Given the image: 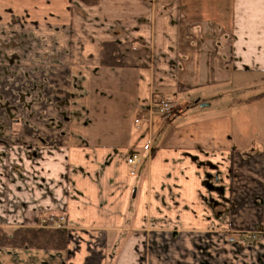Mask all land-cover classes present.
Listing matches in <instances>:
<instances>
[{
    "label": "crops",
    "instance_id": "obj_1",
    "mask_svg": "<svg viewBox=\"0 0 264 264\" xmlns=\"http://www.w3.org/2000/svg\"><path fill=\"white\" fill-rule=\"evenodd\" d=\"M104 42L123 68L99 65ZM257 82L264 0H0V228H67L65 250L0 248V264H264V135L240 150L231 128L264 106L231 94ZM108 98L130 121L109 143Z\"/></svg>",
    "mask_w": 264,
    "mask_h": 264
},
{
    "label": "rangeland",
    "instance_id": "obj_2",
    "mask_svg": "<svg viewBox=\"0 0 264 264\" xmlns=\"http://www.w3.org/2000/svg\"><path fill=\"white\" fill-rule=\"evenodd\" d=\"M262 92H264V86H263V84H259L257 82V83H252L247 88H243V89L235 88L231 94H233V99L236 101V100H247L248 97L250 98L251 96L259 95ZM114 93L118 96L117 92H114ZM206 94H208V93H203L202 95H198L196 98H200L202 101L210 100L211 97L209 95H206ZM113 96H114V94H113ZM109 101H110L109 98L106 99L105 102L100 101L97 111H98V115L101 117L102 121L99 124L100 127L98 126V124H96L98 128H95V129L102 128V129H100V131L102 133H104L106 142L113 139L115 133L117 132V131H112L111 129H113V130L114 129H120L121 127H127L128 128L129 123H130L129 119L128 120L125 119L126 121L124 119H120L118 117L116 119L115 115L113 114L116 112L109 111V109H111L110 106H116V105H114L112 102H109ZM173 105L174 106L172 108V111L166 119L172 118L174 115L178 114V112L180 111L178 105H176L174 103H173ZM234 107H235V109H234V114H235V112L237 111L236 108H238V107H237V105H234ZM243 107L245 109L246 114H245V117L243 118L242 122L244 123V125L246 127H244L243 129H240V124L236 120L235 116H234L235 118L233 119V123H232V127H231L232 128V134H233V140L235 143V148H240V150H246L247 148L256 149L259 147V144L257 143L258 136L261 133L264 135V116L262 118L260 117V119L258 118L260 112H261V114L264 113V108H263L264 106H263V103H260V104L255 103L253 105H245L244 104ZM116 109H118V107L117 108L115 107L113 110H116ZM120 109H122V108L120 107ZM110 114H112V115H110ZM120 114H123V111ZM128 121H129V123H128ZM125 124H127V125L125 126ZM107 143H109V142H107ZM127 173H129V171ZM50 217H52V216H49L47 219L43 220L40 223V226L43 225V222L48 221V219ZM5 231L10 232L11 230H5ZM240 234L241 233H233L232 235H234V237L230 235L228 240L230 242H239L241 244L251 245V246H254L255 243L258 241V238H257L255 240V242H242V240L240 239ZM2 249H9V248H2Z\"/></svg>",
    "mask_w": 264,
    "mask_h": 264
},
{
    "label": "trees",
    "instance_id": "obj_3",
    "mask_svg": "<svg viewBox=\"0 0 264 264\" xmlns=\"http://www.w3.org/2000/svg\"><path fill=\"white\" fill-rule=\"evenodd\" d=\"M79 4L92 7L97 0H75ZM99 65L104 68H123L124 63L116 43L104 42L99 48ZM263 96L258 95L250 100ZM67 243V228H52L45 222L36 228H17L10 232L0 228V248L63 251Z\"/></svg>",
    "mask_w": 264,
    "mask_h": 264
},
{
    "label": "built area",
    "instance_id": "obj_4",
    "mask_svg": "<svg viewBox=\"0 0 264 264\" xmlns=\"http://www.w3.org/2000/svg\"><path fill=\"white\" fill-rule=\"evenodd\" d=\"M173 106L174 105L170 102H164L157 107V112L159 115L163 116L164 118H167L168 115L171 113ZM139 162H140V158L136 154H132L131 156L127 158V161H126L127 166L133 169L130 171L131 176L135 174L134 169ZM48 222H51L52 228L65 227L64 217H58V218L50 217L48 219ZM240 239L242 240V242H255V240L257 239V234L256 233H241Z\"/></svg>",
    "mask_w": 264,
    "mask_h": 264
}]
</instances>
